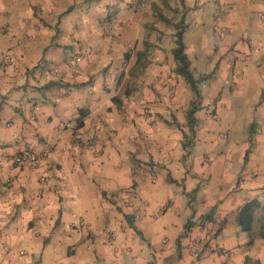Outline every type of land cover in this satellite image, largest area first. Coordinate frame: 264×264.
<instances>
[{
	"label": "clouds",
	"instance_id": "clouds-1",
	"mask_svg": "<svg viewBox=\"0 0 264 264\" xmlns=\"http://www.w3.org/2000/svg\"><path fill=\"white\" fill-rule=\"evenodd\" d=\"M80 2L0 0L13 19L0 33V129L46 150L31 183L55 189L12 223L27 170L11 173L0 264H203L195 248L181 259L187 217L264 197V0H175L166 20L150 4L113 10L103 28ZM61 209L71 222L53 253L44 239ZM33 212L39 239L20 226Z\"/></svg>",
	"mask_w": 264,
	"mask_h": 264
},
{
	"label": "crops",
	"instance_id": "crops-1",
	"mask_svg": "<svg viewBox=\"0 0 264 264\" xmlns=\"http://www.w3.org/2000/svg\"><path fill=\"white\" fill-rule=\"evenodd\" d=\"M8 2L15 3L16 0H8ZM175 0H81L78 7L81 11L88 13L93 19L99 18V27L108 26V20L105 19L108 13H112L115 10L117 13L123 15L129 12H140L142 8L151 5L153 15L161 20H166L164 13L165 10L178 11V9H172V3ZM183 3V0H180ZM215 0H207V6L211 5ZM147 14V13H145ZM113 20L116 17H112ZM13 24V19L9 13L0 12V33L7 32V30ZM188 39H193V34L189 33ZM68 51H75L74 48L66 49ZM6 132L0 129V204L5 203L10 199L9 192L13 187V181L19 180L20 175L11 173L17 169L11 164L6 166L8 161H11L12 157L20 152H34L42 154L46 150L36 149L31 146H25L24 149L19 147V141L14 144L4 137ZM8 148H14V152L7 151ZM47 157L45 158V160ZM54 162H49L47 170H51ZM40 167V166H39ZM39 167H23L19 168L21 172L27 170L25 180L27 186L21 184L18 189L19 193H23V203L15 205V214L12 217V223L19 224L24 219L22 213L32 212L33 209L38 212L40 209L37 204L48 192H54L55 189H46L45 185L48 181V177L43 175L37 176V184L39 187L32 186V173ZM45 179V181H42ZM14 195V194H13ZM252 200H258L264 206V197H253L246 199L241 196L236 200H229L222 210L213 209L211 213L207 210L199 217L194 216L187 217L186 222L182 229L181 243L176 241L180 253L181 259L184 258V254H191L193 252V242L201 241L205 243V252L199 259L203 264H264V239L259 236V223L258 219L261 215L260 212L256 214V222L251 232H246L241 229L238 224V215L241 208ZM182 214V213H181ZM42 217L36 215L33 212V218L30 216L24 222V226L30 230H33L34 237L39 239ZM71 222V212L67 215L63 209L60 210V219L56 221V227L51 230V236L44 239V244L52 246L53 253L58 248H62L67 242V233L64 231V225ZM11 227V225H9ZM72 227H75L73 224ZM19 230V227L17 228ZM3 233H0L2 236ZM221 250H228L231 253V258L225 260L221 256ZM69 255H74L72 248L68 250ZM102 260L103 258L100 257Z\"/></svg>",
	"mask_w": 264,
	"mask_h": 264
},
{
	"label": "built area",
	"instance_id": "built-area-1",
	"mask_svg": "<svg viewBox=\"0 0 264 264\" xmlns=\"http://www.w3.org/2000/svg\"><path fill=\"white\" fill-rule=\"evenodd\" d=\"M47 157V152H43L42 154H37L34 152H20L14 155L11 159L12 163L11 165L14 168H23V167H39L40 162L42 160H45ZM42 181H45V179H42ZM196 249L199 253V257L203 256L205 252V243L201 241H195L193 242L192 249ZM221 256L225 260H229L231 258V253L228 250H221Z\"/></svg>",
	"mask_w": 264,
	"mask_h": 264
},
{
	"label": "trees",
	"instance_id": "trees-1",
	"mask_svg": "<svg viewBox=\"0 0 264 264\" xmlns=\"http://www.w3.org/2000/svg\"><path fill=\"white\" fill-rule=\"evenodd\" d=\"M260 212L258 219L259 236L264 239V206L258 200H252L246 203L238 215V224L243 231L251 232L256 222V214Z\"/></svg>",
	"mask_w": 264,
	"mask_h": 264
}]
</instances>
